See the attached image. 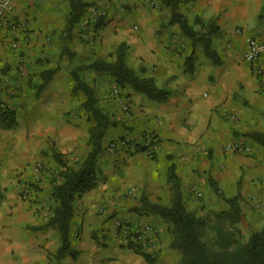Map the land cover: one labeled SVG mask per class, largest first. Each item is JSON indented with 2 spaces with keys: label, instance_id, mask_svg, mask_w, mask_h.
I'll return each mask as SVG.
<instances>
[{
  "label": "crops",
  "instance_id": "crops-1",
  "mask_svg": "<svg viewBox=\"0 0 264 264\" xmlns=\"http://www.w3.org/2000/svg\"><path fill=\"white\" fill-rule=\"evenodd\" d=\"M83 1L97 3L107 11L104 24L95 26L94 32L92 24L86 28L89 12L71 32L67 31L70 0H12L8 17L25 24L24 30L20 27L13 33L19 37L26 71L67 67L70 63L73 67L96 58L110 60L111 53L125 44L128 65L168 90L166 100L151 99L128 86L121 89V98L129 107L125 112L119 99L105 88L107 76L87 71L84 78H96L97 89L106 96L101 105L114 108L119 117L120 124L112 127L111 135H130L139 142L144 134H151L157 146L151 155L133 142L116 154L102 150L96 186L74 202L70 246L62 256L58 255L62 247L60 229L49 224L50 214L42 198H37L39 191L31 200H14L10 194L3 196L1 190L0 264H176L180 252L171 247V240L169 244L164 242L163 234L153 255L129 245L117 234L115 221L150 219L141 211V199L162 203L161 194L171 196L170 169L179 177L187 208L195 200L191 190L201 192L203 203L209 201L208 196L214 193L210 177L226 197H238L252 189L248 181L252 172L264 175L262 154L245 156L225 149L234 141L264 143L249 135L264 132V55L251 63L243 58L248 36L264 40V0H180L177 10L199 35L213 26L211 46L218 62L206 53L202 41L185 34L159 0H124L126 9L122 8L123 0ZM82 29L88 32V38L82 37ZM11 34L0 27V70L7 63L18 64L11 50L4 52L6 43L12 42ZM66 47L75 53L72 61L64 51ZM65 73L69 78V69ZM14 77L0 71V100L26 95L18 93L17 88L6 95L5 86L13 83ZM54 78L39 101L46 112L56 115L48 124L37 126L33 121L30 126L52 129L48 134L59 150L67 153L82 145V132L79 134V128L67 116L75 108L69 103L67 86L59 85V72ZM17 97H12L15 104ZM42 133L47 135L46 131ZM31 140L36 142L33 137ZM259 182L252 191L264 187Z\"/></svg>",
  "mask_w": 264,
  "mask_h": 264
},
{
  "label": "trees",
  "instance_id": "trees-1",
  "mask_svg": "<svg viewBox=\"0 0 264 264\" xmlns=\"http://www.w3.org/2000/svg\"><path fill=\"white\" fill-rule=\"evenodd\" d=\"M172 12L174 22L180 24L182 30L189 37L200 40L204 44L206 53L218 62L217 53L211 46V34L215 31L213 26L206 34L199 35L188 24L186 18L177 10L180 0H159ZM88 4L83 0H70V15L67 31L78 24L85 15ZM0 20V27L8 24ZM104 17H99L95 26L100 27ZM214 30V31H213ZM72 61L75 53L65 48ZM111 59L96 58L88 64H77L71 69L74 81L72 94L82 96V107L88 114L87 121L91 123L88 136V151L85 157L78 162L70 163L66 154L52 148V158L60 165L59 180L52 181L51 198L53 200L49 224L59 227L62 237V247L58 255L62 256L70 246V225L74 215V202L77 196L82 195L96 186L98 180V157L103 150L105 133L116 125L108 112L100 105L94 88L85 80L87 71L106 73L113 77L120 89L132 87L135 91L146 94L155 100H166L169 91L156 85L153 79L138 75L127 63L126 45L120 44ZM71 64V63H70ZM56 69H46L39 72L40 84L37 92L40 93L56 74ZM16 111L9 108L0 100V125L13 127L16 125ZM249 135L258 141L264 140V132H252ZM155 138V137H154ZM211 186L221 194L231 208V216L235 221L242 220L238 197H226L216 180L209 178ZM168 182L171 190L169 204L153 202L148 197H142L141 211L148 216L156 215L169 225L172 235L171 247L180 252V260L176 264H264V225L253 232L246 241L236 238L235 234L219 227L216 234V244L210 246L202 236L198 219L186 207L180 188V180L173 169H170ZM134 237L130 236L129 238ZM133 239V238H132ZM129 245H138L129 240ZM141 248V247H140Z\"/></svg>",
  "mask_w": 264,
  "mask_h": 264
},
{
  "label": "rangeland",
  "instance_id": "rangeland-1",
  "mask_svg": "<svg viewBox=\"0 0 264 264\" xmlns=\"http://www.w3.org/2000/svg\"><path fill=\"white\" fill-rule=\"evenodd\" d=\"M87 4L88 6L86 9V13L89 12L90 15L88 14L89 23H86V28L88 30L89 25L92 24L91 31L94 32L95 22L97 19L95 17H92L90 13V9L95 5L96 6H100V5L97 3H90V2H87ZM125 4L126 3L123 0L122 3L123 9H126ZM100 7L103 8L102 6ZM8 16L7 18L12 21H15L16 24H15V28H12L10 24H5L1 26L2 29L5 30L9 29L12 33L11 34L12 42L9 45H7L6 43L4 52H8L11 50L12 53H14V56L16 57L18 64L7 63V65H5V67H2L0 71L1 73L7 76L11 75V77L13 73L15 75L14 78H16L14 79L15 81H13V83L10 81V83L6 84L5 86V89H7L6 95L8 94L12 95L13 88L19 89L18 93H25L26 95L21 96V98H18L16 94L15 96H12L14 98L17 97L16 104L13 102L14 98L12 97L10 99L6 97L1 98L4 104H6L9 108L16 111L17 120H16V125H14L13 127H6L4 125L3 126L0 125L1 126L0 127V191L4 189V193L1 194L2 195L10 194L14 198V200H19V199L31 200L32 195L34 193L37 194V192L39 191L37 198L38 199L42 198L41 200L44 202L43 205L46 208L47 214L51 215L52 205H53V200L51 198L52 181L59 180L60 178L59 172L61 170L60 165L57 164L52 158V148H56L58 150L59 148L56 141L53 140L50 134H48L49 132H53L52 129L48 130L46 128H39V127L34 129L35 126H30V125H32L33 121H37V126L39 125V123L48 124L51 117L53 115H56L53 113L46 112L45 109L47 108H44L43 106L45 105L44 104L42 105V103H40L39 101L40 98L42 97L41 96L42 92L48 86V84L52 82V80L45 86V88L40 93L37 92L38 91L37 86L38 84H40V80H41L39 77V72L46 70L44 69L45 66L41 67L42 69L39 68L33 69L32 73H30L31 71H26L27 66L25 64L24 55H22V51L19 49V42H18L19 37L15 35L16 33H13L14 30L15 31L20 30V27H22L24 30L25 24H23L21 20H18L13 17L11 19ZM106 19H107V14L104 17V22ZM82 33H83L82 37L84 39L88 38L87 37L88 32H85V29H82ZM47 69H56L57 70L56 73L59 72L60 80L58 83L59 85L67 86L68 91L70 93L69 103L75 106L72 115L68 113L67 116L68 118H72L71 121L73 122L74 126H77L79 128L78 129L79 134L80 131L82 132L80 138H82L81 141L83 142L82 145L79 146L78 148L75 147V149H71L69 152L65 153L66 154L65 156L66 158L69 159L70 163L81 161L85 157L88 151L87 141L89 136V127L91 123L87 121L88 114L85 112V110H82L81 108L82 97L79 94H75V95L72 94V90L74 86V81L71 76L72 65L69 64V66L67 67L66 66L59 67L58 65V68L57 67L55 68V66H53L52 68L47 67ZM59 69L60 70L64 69V70L60 71ZM66 69L67 71L69 69V74H70L69 78L66 77V73H65ZM100 74L105 75L109 78L106 81L107 85L105 86V88L108 89L110 95L112 96V94L114 93L113 87L114 85H116L113 77L106 73H100ZM32 75L34 77H31ZM55 75L52 78L53 80H55L54 78ZM18 76L21 77V79L23 78L22 82L21 80H19L20 78H18ZM110 79H113V81H111ZM108 80H110V82H108ZM88 81L91 83L92 86L95 87L93 88L101 105L103 98H106V96L103 95L104 91L101 92L99 91V89H97L95 84L96 78L90 75L88 76ZM101 90H103V88H101ZM16 105H18V108L15 107ZM119 105L121 104L119 103ZM101 106L108 112L111 118L116 122L115 126L116 127L119 126L120 120L119 117L115 116L116 114L114 113L113 110L114 108L111 109L108 108L107 106L104 107V105ZM19 107L21 108L19 109ZM120 107L123 110L122 106ZM112 127L114 128V126ZM112 127L105 133L103 150L105 148L110 153L113 154L119 153L121 149H116L115 151L109 150L110 143L113 141L130 138L129 145L135 144L136 147L138 144L140 146L141 151H144L148 155H151L153 153V152L152 153L147 152L143 141L135 142L134 137H130V135H119L117 137L111 135V132L112 133L114 132L113 131L114 129ZM45 131L47 132V135L42 133ZM32 137L36 139L35 142L36 145L35 143H32V141L34 142V140H31ZM144 137L145 134L143 135V139ZM244 145H246L247 150H244L243 152H235V151H230V152L245 156H250L253 154H262V156H264V143L261 142L259 143L256 142L255 144L245 143ZM260 179H262V182H259ZM248 181L251 183L252 189L247 193H245L244 195L240 193L238 196L239 206L243 214L242 220L239 221H235L232 219L231 208L229 204L225 201L222 195L218 194L215 191L214 188H212L214 192L213 195L208 196L209 201L206 202L208 203L207 205L206 203L202 202L200 191L198 192V190L196 189L191 190L192 191L191 194L193 195L195 200L192 201L190 208H188V210L195 214L196 218L198 219L199 229L202 232L203 239L210 246H214L216 244V234H217V229L219 227H221L224 230L233 232L237 239L241 241H246L253 232L260 230L264 225V187H261L260 190L252 191L253 187H255L258 182L260 183V185L264 183V175H261L259 174V172L254 171L252 172V174H250ZM26 190L29 191V196H27V198H24V193ZM160 197L161 199L164 200L162 202L163 204L170 203L171 196L168 198V195L166 196L165 194H161ZM146 217H149L150 219L145 218L144 221H142V223L150 222L152 225H154L157 228L158 233H157L156 246H158L160 242L161 234H163L164 242L166 241L167 244H169L170 240L172 239V235L169 232V226H168L169 224L164 222L159 217H156L155 215H153L155 219H151L152 216H146ZM118 222L128 223V224H131L132 222H125L121 220L115 221V228L117 234L123 236L119 231L120 228H118L117 226ZM156 249L158 248L156 247Z\"/></svg>",
  "mask_w": 264,
  "mask_h": 264
},
{
  "label": "built area",
  "instance_id": "built-area-1",
  "mask_svg": "<svg viewBox=\"0 0 264 264\" xmlns=\"http://www.w3.org/2000/svg\"><path fill=\"white\" fill-rule=\"evenodd\" d=\"M156 2L153 1L152 5H155ZM12 8V0H0V20L8 21L12 28H15V21H12L7 18L8 13L10 12ZM90 13L92 17H95L98 19L99 17H105L107 12L104 8H101L100 6H93L90 9ZM246 50L244 53V60L247 62H255L258 60L262 55H264V40H260L253 36H248L246 38ZM113 94L119 99L121 106L125 112L129 111V107L127 103L122 100L121 96V89L118 87V85H114L113 87ZM130 138H125L124 140H117L113 141L109 145L110 151H115L116 149H122L124 147H127L129 145ZM144 146L147 150V152L152 153L157 146L156 139L154 136L148 134L145 135L143 139ZM225 149L227 151H235V152H243L244 150H247L246 145H244L240 141H234L226 144ZM29 196V191L26 190L24 193V198H27ZM117 226L123 237L127 241H135L140 247L144 250H148L153 255L156 254V244H157V228L149 223H122L118 222ZM130 236H134L129 238ZM133 238V239H132Z\"/></svg>",
  "mask_w": 264,
  "mask_h": 264
}]
</instances>
